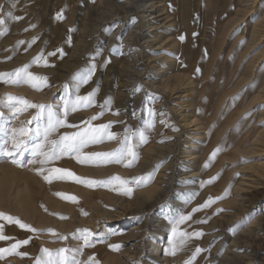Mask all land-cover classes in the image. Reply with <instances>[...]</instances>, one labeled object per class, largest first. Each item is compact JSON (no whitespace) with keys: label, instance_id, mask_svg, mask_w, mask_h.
Wrapping results in <instances>:
<instances>
[{"label":"rangeland","instance_id":"obj_1","mask_svg":"<svg viewBox=\"0 0 264 264\" xmlns=\"http://www.w3.org/2000/svg\"><path fill=\"white\" fill-rule=\"evenodd\" d=\"M118 1L124 4L121 6L117 2L116 5L111 7L99 6L98 0H0V19L4 20V24L0 25V32L3 33L0 34V41L7 36L14 37V40L6 46L4 56H0V74H11L24 65H30L28 71L31 70L30 72L34 75L47 78L46 83L37 82L38 87H33L31 84L25 82H20L19 84L5 82L11 79L9 76L0 78V87L2 88L0 90V113H3L0 123L4 124L5 131L8 133L6 136L4 132H0V143L7 140L9 147H11L10 130L12 129L30 128L34 132L37 126L42 131L47 125V109L41 112L37 108H25L24 105L13 101L12 103H16L18 108L24 109L22 111H15V109L9 106L10 102L7 99L9 95L22 98L36 105H51L52 110L62 118L64 117L65 106L67 105V122L72 117L78 118V121L72 124L74 126L71 129H69V126L58 127L56 131L61 132H53L51 134L52 138L51 136L49 137L50 140H58L57 134H72L83 132L89 127L99 128L100 125H110L106 131L101 129L97 133V135L103 136L97 144H104L103 142L106 140L109 141L107 143L110 144V147L101 151L94 150L92 146H95V143L87 145L88 148L87 146L84 147L83 150L85 151L81 150L82 153L112 152L121 146L125 136H132L133 133L141 129L144 130L146 137V142L143 143L140 141L138 135L132 139L137 159L133 160L130 166L128 165L131 158H127L119 163L114 160L107 163H95L98 166L118 165L127 170L125 173L111 172L102 177V181H108L111 177L119 176L122 181L126 182L124 184L118 181L105 184L97 180V183L91 186L88 185V190H110L122 200L119 199L114 204H109L105 203L101 198L96 197L101 208L97 212L90 209L84 203L83 198L76 195L75 192H64L53 188L51 193L60 202L71 206L73 211L68 212L49 208L45 204L37 202L38 208L42 212L56 220L55 224L47 223V225L45 224L41 228L35 222H32L33 225L31 222L25 220L19 214L3 211L6 215L19 218L22 223L30 225L32 228L37 229V231H29L21 228L14 222L1 219L0 222L3 221L2 225L4 224L3 234L10 239L0 240V248H10L17 241L28 240L29 243L20 246L16 250L19 253H27V255L3 253L0 254V264H37L36 243H38L40 236H42V241L44 242V244H41L43 243L42 241L40 243L42 249L51 248L50 251L53 254L60 248L70 249L71 251L64 255L69 257L75 255L77 260H79V257H84L83 264H86L89 261V257H93L94 252H92V249L94 248L95 241L105 243L110 238L120 234L128 235L137 230L142 231L147 213L149 214V218L146 221V232L142 240L139 238L140 234L126 236L122 240L114 241L113 244L108 246V249L113 254L118 253L128 264H150L152 259L148 258V254H153L151 243L155 242L156 245H159V256L163 258L165 244L169 237V227L174 223L177 213L174 201L176 199L175 192L179 188L174 183L172 192L175 191V194H170L167 198L161 199L157 203V207L155 206L154 210L150 211L147 206V209L143 206L142 211L136 212L139 208V196L137 193L151 185L158 171L164 170L166 172L165 176L169 175L172 167L165 166L171 157H174V161L176 162L173 177L178 179L180 177L178 167L184 160L183 154L198 151L203 142L200 130L197 127L198 125L194 121L191 123L192 117L189 111L192 107L189 106H192L190 105L192 93H190L189 89L186 91L188 87H183L184 89L182 88L179 92L173 89L174 85L170 82L172 80L168 78L172 74V71L167 67V63L163 62L165 61L164 57H169L168 59L173 60L177 58V54L169 50L170 44L167 43L168 46L165 41H162L164 42L162 44H165L162 48L161 42L155 44L154 39H152L153 36L159 37L160 32L163 33L164 39L169 38L173 34L169 33L170 31H162L160 27L162 26V24L160 25L162 22L161 18L164 15L162 16L160 12H157L160 9L159 4L156 3L153 7V11L155 12L152 14L153 16L148 17L153 18L152 21L154 25L156 24V27H148L144 20H142V24H138L141 20L137 12L141 9L137 10L132 2H130L132 0ZM139 1L134 0V2ZM240 3L236 8L237 12L235 16L232 15L230 24L227 25L224 46L226 47L229 59L237 58L238 68L236 73L247 77L236 87L233 84L230 86L226 101L227 117L236 108L238 109L237 111H239V108L240 111L242 110L241 114H239L240 111L238 112V117L235 119V123L233 122V125H235L237 130L244 133L247 129L251 131H254L256 128L264 130V91L259 96L256 94L263 80H261V72H264V0H241ZM68 4L74 7L72 17L68 13ZM109 9L119 13V15H115L110 21L99 27L96 33L92 32L94 28L93 24L96 21H88V13L94 14L91 18L93 19L94 17L96 18L95 15L100 13V11L109 13ZM58 13L62 15L61 19H57ZM13 17H20V19H13ZM12 21H14V24L16 22L15 26H13L14 24L12 25ZM53 25L58 27L64 25L61 40L64 42V46L63 43L57 44L55 42L54 39L58 38V36L57 30H54ZM133 28L136 30L134 32L137 34V37L131 41H123L127 33ZM115 29L118 31L115 33L117 40L116 42L109 43V37ZM170 30H173V28ZM145 35H149L150 37L146 39ZM80 36L85 41L83 46H79L77 43ZM58 49H61L62 52H58ZM48 52H56V56H58H52L56 60L51 72H47L49 66ZM41 53L44 54L43 57L47 60V66L44 64V59H41L39 63L33 62L34 58ZM18 55H28V57L26 60L21 61V63L10 66V62ZM31 64L32 66L33 64H37V68L35 70L31 69ZM93 66L95 71L91 80L86 84L79 83V86H77V74ZM132 79H135V82ZM162 81L163 83L168 82L166 87H169V89L167 88L165 93L162 91L163 87H165ZM94 90L95 94L90 97L91 103L77 100V96H88ZM34 92L38 93L42 98L33 96L32 93ZM106 101H110V103L106 104ZM73 108L76 110L73 111ZM149 109L154 110V115L150 114ZM38 114L40 116L39 120H34L33 117H36ZM94 116L97 119H91ZM180 118L183 119L181 120ZM177 120L180 122H177ZM29 121L32 122L29 124ZM149 124L152 126H149ZM66 131L73 132L66 133ZM177 132L180 134L175 138V154H172V156H169V154L163 156L153 154V159L151 158L148 162L150 167L144 166L142 168L143 148L149 143L166 144L173 139L174 134ZM108 133L116 134L115 139H109ZM234 135L235 133L232 132L229 138L232 139ZM29 139L34 142V137L30 136ZM263 144L264 140L257 143L254 150L257 148L256 150L259 151L247 154L244 156L245 162L237 164L239 167L241 165L244 167H238L237 171L235 170L233 173V183L235 184L234 186L237 185V191L231 190L229 194L231 197L227 196L226 199L224 197L220 198L211 210L201 207L205 202L197 205L196 212H200L199 214H201L199 216L201 218L197 225V231L202 233V236L198 238L192 237V241L197 242L198 240L200 243L194 244L191 254L181 264H186V261L189 260L192 262L193 253H195L197 247L202 249L198 255L195 253L198 256L197 259L200 260L198 264H264ZM31 146L32 143L30 142L29 148ZM36 158L39 157L34 158L29 151L25 152L23 156L18 157L22 161L19 165L13 163L12 159L7 156L0 157V160L7 161L14 167L17 166L16 168H19V170H24L29 166V161ZM76 158L75 154L62 155L60 159L52 160L49 163L56 164L55 167L61 168V165L58 163L59 161L64 159L71 161L74 159L75 161H72L76 163L78 161ZM32 168L37 173V176L40 175L43 178L47 186L53 184L54 181L56 183L59 180L66 181L68 179L67 177L59 178L61 175L59 173H52V175L48 171L38 173L34 166L29 169ZM45 173L48 174L46 175L49 176V179H52L50 180L51 182L44 178L46 176ZM242 183H246V185ZM75 184H80V182H76ZM83 184L85 183L81 185ZM125 188H130L131 193L126 194ZM56 193L63 195H57ZM67 197H75L76 199L74 201ZM104 209L108 212L104 211ZM158 214H162L165 223H167L165 233L163 232L162 236H158L151 231L152 228L158 226V222L155 220ZM86 218L88 221L91 220V225L85 222L79 223L80 219L86 220ZM61 221L71 224V228L62 230L57 224V222ZM137 225L140 226L137 227ZM208 226L210 227L207 228ZM49 229L54 230L56 235H53ZM83 230H89L92 234L89 238L90 246H84L83 236L87 235V233ZM208 231L209 233H207ZM247 231L249 232V236L246 235ZM209 234L213 235V237L208 239L207 242L206 238H208L207 235ZM61 236L67 237V239H60ZM45 239L47 241L48 239H52L54 245H48ZM205 239L204 243L203 240ZM170 240L172 245L170 244L169 249H172L176 238L170 237ZM73 242L75 248L71 249L73 246L71 243ZM113 245H119V248L115 249L112 247ZM77 249H82V252H78ZM139 249H142L143 252L139 254L140 258L136 260ZM122 251H126V253L123 254ZM95 261L94 263L90 262V264H100L99 259ZM164 263L163 261L161 264Z\"/></svg>","mask_w":264,"mask_h":264},{"label":"bare ground","instance_id":"obj_2","mask_svg":"<svg viewBox=\"0 0 264 264\" xmlns=\"http://www.w3.org/2000/svg\"><path fill=\"white\" fill-rule=\"evenodd\" d=\"M117 2L119 1L98 0V5L112 7L116 5ZM130 2H132V4L137 10L141 9L139 12H137L141 20L139 21L138 24H142V20H144V22H146V25L148 27H152L156 25V24L154 25V22L152 21L153 18L152 17L148 18V17L155 13L153 11V7L155 6V4L156 3L159 4L160 9H158L157 12L158 13L160 12L162 16L164 15L161 18L162 22L160 23V25L162 24V26L160 27L162 28V31H166V32L170 31L169 33H173V34L169 36V38L167 37L166 39H164L163 33L160 32V34L158 35L159 37L153 36L152 39H154L153 41H155V44L161 42L160 44L162 45V48L165 45L162 44L164 43L162 41H165L166 44L167 43L170 44V47H168L170 48L169 50L177 54V58L173 60L168 59L169 57L166 58L163 56L165 58V61L163 62L167 63V67L170 69V71H172V74L170 75L171 77L169 76L168 78H171L172 80L170 82L174 85L173 89H176V91L179 92V90H181L183 87H188L186 88V91L187 89L191 91L190 93H192V100L190 105L192 106H189L192 107V109L189 111L190 116L192 117L191 123L194 121L195 124L198 125L197 127L198 130H200L201 139L203 142V145L200 147L198 151L190 150L191 152L188 154L182 153L184 156L183 157L184 160L181 162V164L178 167L180 171L179 173L180 177L178 179H175L173 177V170L175 169L176 162L174 161V157H171L169 159L168 164L165 166V167H169V166L172 167L169 175L165 176L166 172L164 170L158 171L151 185L144 188L143 190L138 191L137 193L139 196L138 199L139 208L136 210V212L142 211L143 206L144 208H146L147 206L149 211L154 210L155 206L161 199H165L168 196H170V194L173 195L176 193L174 206L177 213L175 216L174 223L169 227L170 228L168 232L169 237L165 244L163 258L159 256V245H156L155 242L151 243V247H152L151 251H153V254H148V258L152 259L150 264H161L163 261L165 262L164 264H181L184 261V259L191 254L192 249H194L193 248L194 244L196 245V243L199 242L198 240L197 242L191 240L192 237H196L194 233L198 232L197 225L201 218V217L199 218V216H201V214H199L200 212H196L198 208L197 205L202 202L206 203L211 197L213 198V202L209 204V206L205 207L208 210H211L215 206L214 204H216L217 200H219L222 197H224V199H226L227 196L229 197L230 191L233 189L237 191L236 190L237 185L234 186L235 184L233 183V177H234L233 173L239 167L237 166V164H243L245 162L244 156H246L247 154H250L252 152L256 153V151H259L256 150L257 148L254 150V147L257 145V143L264 140V130L262 129L259 130V128H256L254 131L247 129L246 132L244 133L236 129L235 125H233V122L236 121L235 119L238 117L237 115L238 112L240 111V108L239 111H237L238 110L237 108L234 109V111L230 112V115L227 117L226 101H227V95L229 93L228 89L232 84L233 86L236 87L238 84H240V82H243L247 78L246 76L244 77L243 74L241 75L236 73L238 68L237 58L229 59L227 57L228 53L226 47L224 46V42L227 35V25L230 24V18L232 17V15L235 16L237 12L236 8L241 4L240 3L241 0H157V1L140 0L139 2H134V0H132ZM119 3L118 4L121 6L124 4L122 2ZM73 12H74V7L68 4V13H70L71 17L73 15ZM108 12L109 13H104L103 11H100V13H97V15L95 16L98 20L95 17L91 19L94 14L88 13V21H94V22L96 21L95 24L91 23L94 25L92 32L96 33L99 27L110 21L115 15H119V13L113 12L112 9H109ZM12 22L11 23L13 25L14 21ZM15 25L16 22L13 26ZM53 26H54V30H57V36H58V38H56L57 41L56 39H54L55 42H57V44L63 43L64 46V42L61 41L64 32V25L60 27L56 25ZM172 28L174 32L173 30H170ZM134 30L135 28L129 31L123 41H127V40L131 41L133 40V38H136L137 34L134 32ZM117 32L118 31H116V29L113 30V33H111L112 35L109 37L108 40L109 43L116 42L117 37L115 33ZM181 36L184 37L183 40L180 39ZM149 37H150L149 35H145L146 39H148ZM13 40H14L13 36H7L0 41V56H4L5 54L4 51L6 49V46ZM77 43L79 46L80 45L83 46L85 41L80 36V38L77 40ZM48 53H47V58L49 61L48 62L49 66L47 72H51L53 70V66H54L53 64L55 63L56 59L54 60L52 56L48 55ZM27 57L28 55L16 56L14 60L10 62V66H14L17 65L18 63H21V61L26 60ZM36 68H37V64H33L31 69L35 70ZM261 73H262L261 80L262 79L263 80L261 82L260 89L256 92L258 96L264 91V72L262 71ZM134 80L135 79H132V81ZM163 81L162 84H165L163 85L165 87H163L162 91L165 93V91L167 90V88L169 89V87H166V84H168V82L166 81L165 83H163ZM1 89L2 88L0 87V90ZM32 95L35 96L36 98H42L36 92L32 93ZM241 111L239 114H241ZM77 121L78 118L72 117L69 118L67 123L69 125H72L75 124ZM177 122L180 121L177 120ZM16 123L18 124V122ZM71 128L72 127H69V129ZM55 132L59 133L61 131H55ZM72 132L73 131H66V133H72ZM232 132L235 133V135L232 139H230L229 135ZM61 134H57L56 135L57 138L63 136V134L62 135ZM178 134L180 133L179 132L175 133L173 139L167 142L166 144H161V143L147 144L142 150L143 159L141 161L142 162L141 167L143 168L144 166L146 167L149 166L148 162L150 161L151 158L153 159L152 157L153 154H159L162 156L165 154H169V156H172V154L174 155L175 154L174 152L176 150L175 138H177L176 136ZM50 136L52 138V135ZM107 142L109 141L105 140L103 142L104 144L99 143L101 145H98L96 143L95 146H92V149L98 151L104 150L107 147H110V144H108ZM91 144H95V143H89L88 145ZM89 149L91 150V148ZM217 149H219V151H217L216 155L212 157V153ZM210 157L212 158L210 159ZM36 159H35L36 160L35 163H32L31 165L30 163H28L29 166H27V169L24 170L23 169L19 170V168L18 169L16 168L17 166L14 167L7 161H3L2 159H1L2 161L0 160V212L4 211L6 213L12 212L15 214H19L25 220L31 223L35 222L36 225L41 228L45 224L47 225V223L55 224L56 220L51 218L44 212H42L38 208L37 202H41L46 206H48L49 208L60 209L68 212L73 211L71 206L63 202H60L59 199H57L51 193V190L53 188L64 192H69V191L75 192L76 195L83 198L84 203L90 209L97 212L101 210V208L99 205V201L97 200L96 197L101 198V200L109 204H114L117 200L120 199L116 195H114L110 190L107 191L106 189L95 190V191L88 190L89 187L87 183L83 185H81L82 183L75 184L77 181L68 177L66 181H60L58 179L59 180L58 182L55 183L54 181L53 184L47 186V184L44 183L43 178L40 177V175L37 176V173L33 168L32 169L29 168L34 166L36 167V169L44 168L45 171H48L49 169L57 168L55 167L56 164L47 163L41 165L39 163V160L42 159V157ZM72 160L70 161L64 159L59 161L58 163L61 165V168L59 169L69 170L76 177H79L83 181L98 180L99 182H101L102 177L106 176L107 174H110L111 172L125 173L127 171L125 168L123 169V167L118 165L98 166L95 163H80L79 161L75 163ZM242 167L244 166L241 165V167L239 168ZM262 167L264 168V163L262 164ZM46 174L47 173H45V175ZM51 175L50 177H52ZM174 183L179 188V189L177 188L178 190L176 192L174 191L175 193L172 192V186L174 185ZM243 185H246V183ZM93 186L96 187L95 185ZM102 187L104 186L102 185ZM104 211L107 210L104 209ZM181 216H188L190 218L184 220L183 222H180ZM148 218H149V214L147 213L143 223L142 231L137 230L131 232L128 235L120 234L117 235L116 237L110 238L105 243L95 241L94 248L92 249V252H94V254L91 262L94 263L96 262L95 261L96 259H99L100 264H128V262H126L120 255H118V253H114V254L111 253L108 249L109 248L108 246L113 244L114 241L116 240L124 239L126 236L140 234L139 238L140 240H142L144 237V233L146 232V226H147L146 221ZM155 220L158 222V226L152 228L151 231L158 236H162L163 232L165 231L167 223H165L162 214H158ZM90 221H88L87 218L86 220L80 219L79 223L81 224L85 222L91 225ZM2 222H0V226H2V232H3L4 224L2 225ZM57 224L62 230H68L71 228V224L64 223L62 221L59 223L57 222ZM139 226L140 225H137V227ZM210 226H208L207 228H209ZM174 228L176 230L175 233L173 232ZM207 233H209V231ZM211 234L207 235L208 237L206 238L207 242L208 239H211L213 237V235ZM37 235L39 236V234ZM246 235L249 236L248 231L246 232ZM170 237L176 238L174 247L172 249H169L171 244ZM206 239L203 240L204 243ZM38 240H39L38 243H36V252H37L36 257L42 258L44 260L49 259L47 255H44L41 252L42 247L40 243L43 240L42 236H40ZM45 240L47 241V239ZM41 244H44V242ZM47 244L50 246L54 245L52 239H48ZM71 244H73V246L71 245L72 247L70 246L71 249H74L75 248L74 242ZM230 248H228V250H230ZM50 249L51 248H49V250ZM173 250H175V255L171 254ZM142 252H143L142 249L138 250L137 253L138 255L136 256V260L140 258L139 254ZM122 253L124 254L126 253V251H122ZM195 253H193L195 258L192 259V264H198V261H200L197 259L198 258L197 255L199 253L197 255ZM79 261L81 262V264H83L84 257H79Z\"/></svg>","mask_w":264,"mask_h":264},{"label":"snow or ice","instance_id":"obj_3","mask_svg":"<svg viewBox=\"0 0 264 264\" xmlns=\"http://www.w3.org/2000/svg\"><path fill=\"white\" fill-rule=\"evenodd\" d=\"M62 15L57 14V19H61ZM13 19H20V17H13ZM135 22V21H133ZM4 24V20L0 19V25ZM0 34H3L0 32ZM181 40L184 39L183 36L180 37ZM34 42V41H33ZM23 43V42H21ZM58 52H62L61 49L57 50ZM49 56L56 55V52L48 53ZM41 59H44V64L47 66V60L43 57V54H39L37 57L34 58V63H39ZM110 62V61H109ZM30 65H24L23 67L16 69L14 73L11 74H0V78L4 76L11 77L10 80H6L5 82L15 83L19 84L20 82H25L31 84L33 87H38V83H46L47 78L42 76L34 75L32 72L28 71ZM95 68L90 67L86 70H83L82 72L78 73V85L79 83H88L89 80H91L92 75L94 74ZM95 94V90L93 93H90L88 96H77V100L82 101H88L91 103L90 97ZM9 103V106L15 111H22L24 109L18 108L16 106V103H12L13 101H17L18 103L24 105L25 108L34 107L39 109L41 112H43L45 109H47V125L44 127V129L41 131L40 127L37 126L35 131L33 132L30 128H20L12 129L11 130V147H9L8 141L5 140L3 143H0V157L7 156L12 159V162L15 164L22 163L21 160L18 159L19 156H23L25 152H31L32 156L35 157H42V159L39 160V163L41 165L47 164L52 160L60 159L62 155H69V154H75L78 161L80 163H107L111 161H115L117 163L123 162L127 158H131L129 160V165L133 160L137 159V154L134 151V145L132 143V139L139 136L140 141L146 142V137L144 130H138L137 132L133 133L132 136H125L124 140L121 143V146L117 148L116 150L112 152H92V153H82V149L86 147L89 143H98L101 141L102 137L97 135V133L100 132L101 129L107 130L110 125H100L99 128H91L85 129L83 132H75L72 134H65L61 136L58 140H50V135L57 130L58 127L63 126H69L72 127L74 125H68L67 124V115H68V109L67 105L65 106L64 111V117L62 118L59 116L56 112L52 110L51 105H36L28 102L27 100H24L22 98L12 97L9 95L7 97ZM110 103V101H106V104ZM87 106V105H85ZM73 111L76 109L73 108ZM150 114L154 115V110L149 109ZM118 114V113H117ZM3 118V113H0V120ZM40 116L39 114L36 117H33L34 120H39ZM91 119H97V117H92ZM32 121H29L30 124ZM149 126H152L149 124ZM0 132H4V134L7 136L8 133L5 131L4 124L0 123ZM34 137V142L30 141L29 137ZM116 134L114 133H108L109 139H115ZM32 143L31 148H29V143ZM50 146V147H49ZM219 151V149L215 150L212 153V157L216 155V152ZM210 157V159L212 158ZM36 160H30L29 163H35ZM207 166V165H206ZM38 173H43L45 171L44 168L37 169ZM50 173H59L61 174L59 178H72L80 183H87L89 186H91L94 183H97L96 181H83L79 177H76L71 171L66 169H59V168H53L48 170ZM49 182V176L44 177ZM113 181H118L121 184L126 183L125 181H122L119 176L111 177L108 181H103L101 183L109 184ZM124 191L126 194L131 193L130 188H125ZM57 195H63L61 193H58ZM68 199H72L75 201V197H67ZM213 202V198H209V200L202 205L201 207H207L209 204ZM188 216H181L180 222H183L186 219H189ZM0 219H5L9 222H14L17 225H19L21 228L27 229L29 231L35 232L37 229L32 228L30 225L22 223L19 218L12 217L10 215H6L3 212H0ZM50 232L53 233V235H56L54 230L49 229ZM87 233V235L83 236L84 246H90V236L92 235L89 230H83ZM175 228L173 229V232L175 233ZM196 237H199L202 235V233L197 232L194 233ZM10 239L9 237L5 236L2 232V226H0V240H6ZM60 239H67V237L61 236ZM28 240L23 241H17L16 243L12 244L10 248H0V254L3 253H15L18 255H27V253H19L16 250L25 244H28ZM115 249L119 248V245H113L112 246ZM70 249L66 248H60L58 249L55 254H53L49 249L44 248L41 249V252L49 257V259L44 260L42 258H37V264H81L79 260L76 259L75 255H72L71 257L64 255L67 252H70ZM78 252H82V249L77 250ZM202 249L199 247L196 248L195 252L196 254L200 253ZM172 255H175V250L172 251ZM195 256H193L192 259H194ZM92 257H89V261L86 262V264H90L92 261ZM186 264H192L191 260L186 261Z\"/></svg>","mask_w":264,"mask_h":264}]
</instances>
